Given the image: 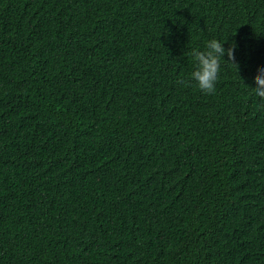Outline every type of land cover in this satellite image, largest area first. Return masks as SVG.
<instances>
[{
  "label": "trees",
  "instance_id": "obj_1",
  "mask_svg": "<svg viewBox=\"0 0 264 264\" xmlns=\"http://www.w3.org/2000/svg\"><path fill=\"white\" fill-rule=\"evenodd\" d=\"M261 68L264 0H0V264H264Z\"/></svg>",
  "mask_w": 264,
  "mask_h": 264
},
{
  "label": "clouds",
  "instance_id": "obj_2",
  "mask_svg": "<svg viewBox=\"0 0 264 264\" xmlns=\"http://www.w3.org/2000/svg\"><path fill=\"white\" fill-rule=\"evenodd\" d=\"M227 41L217 38L209 39L203 50L193 48L191 55L194 60V68L190 73V80L205 93L215 91L216 81L221 67V60H235L236 46L225 47ZM225 56L228 59H225ZM236 61V60H235ZM252 84V83H251ZM252 94L260 100H264V68L259 70L255 84H252Z\"/></svg>",
  "mask_w": 264,
  "mask_h": 264
}]
</instances>
